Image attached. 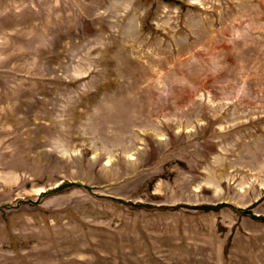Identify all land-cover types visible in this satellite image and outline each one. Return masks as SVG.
Segmentation results:
<instances>
[{"label":"rangeland","instance_id":"374dc122","mask_svg":"<svg viewBox=\"0 0 264 264\" xmlns=\"http://www.w3.org/2000/svg\"><path fill=\"white\" fill-rule=\"evenodd\" d=\"M0 264H264V0H0Z\"/></svg>","mask_w":264,"mask_h":264},{"label":"trees","instance_id":"16d2710c","mask_svg":"<svg viewBox=\"0 0 264 264\" xmlns=\"http://www.w3.org/2000/svg\"><path fill=\"white\" fill-rule=\"evenodd\" d=\"M223 206H225V205H224V204H221V205H220V207H223ZM220 207H218V208H220ZM213 208H214V207H213ZM261 220H262V219H261Z\"/></svg>","mask_w":264,"mask_h":264}]
</instances>
